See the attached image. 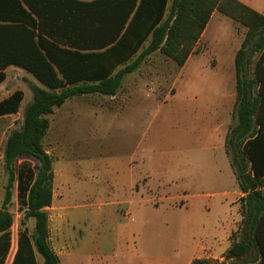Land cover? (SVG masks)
I'll use <instances>...</instances> for the list:
<instances>
[{
    "label": "trees",
    "instance_id": "trees-1",
    "mask_svg": "<svg viewBox=\"0 0 264 264\" xmlns=\"http://www.w3.org/2000/svg\"><path fill=\"white\" fill-rule=\"evenodd\" d=\"M215 10L246 28L234 58L235 123L226 138L241 220L222 259L190 264H264V14L241 0H0V82L15 65L41 84L30 86L32 100L2 145L0 264L10 247L14 185L22 229L11 264H38L37 255L43 264H60L49 242L54 173L43 143L54 110L72 98L116 96L124 77L152 54L179 69ZM22 99L21 90L1 99L0 116L16 113ZM24 156L30 160L17 164Z\"/></svg>",
    "mask_w": 264,
    "mask_h": 264
},
{
    "label": "crops",
    "instance_id": "crops-1",
    "mask_svg": "<svg viewBox=\"0 0 264 264\" xmlns=\"http://www.w3.org/2000/svg\"><path fill=\"white\" fill-rule=\"evenodd\" d=\"M235 53L230 57L232 65L226 67L216 56L210 62H196L198 56L192 52L161 98L152 95L155 106L149 111L145 126L142 119L146 112L137 102L131 103L132 90L120 96L121 100L112 107L90 104L84 113L97 120L101 133L115 119L119 122L116 142L108 141L102 146L107 156L101 164L93 161V152L100 143L90 144L88 140L72 143V137L65 139L69 144L62 143L67 127L70 129L66 120L83 111H72L69 116L60 114L62 125L55 133L52 159L53 197L46 207L50 212L49 239L60 264H142L139 246L134 241L140 226L133 224V216L146 214L151 206L158 208L160 202L177 198L208 199L206 207L213 212L224 211L226 218L213 228L209 219L207 226H202L204 238L192 242L186 254L177 253L171 262L190 264L195 258L222 259L241 220L242 193L226 150L227 134L235 123L232 114L236 100ZM8 70L29 75L21 67L10 65L0 87L8 81ZM194 74L202 84L199 89L202 93L193 96L190 93ZM212 82L218 90L214 97L210 95ZM19 88L23 87L0 89L3 95L0 100L16 90H21L24 98L25 93ZM190 99L200 103L192 104ZM20 107L16 113L4 115L9 118L8 127L16 119L13 117L21 115L22 119L24 108ZM173 125L177 129L171 131ZM78 150L79 156L85 157V164L80 166L81 176L76 179ZM16 193L15 186V197ZM119 250H123L120 262Z\"/></svg>",
    "mask_w": 264,
    "mask_h": 264
},
{
    "label": "rangeland",
    "instance_id": "rangeland-1",
    "mask_svg": "<svg viewBox=\"0 0 264 264\" xmlns=\"http://www.w3.org/2000/svg\"><path fill=\"white\" fill-rule=\"evenodd\" d=\"M242 1L257 11L264 13V0ZM245 32L246 28L244 26L235 22L223 13L215 10L206 26L204 36L199 42H197L193 50V54H195L196 57L198 56L196 62H205V60L210 62L213 61L216 56L222 60L226 67L229 66V64L232 65V59L230 57H233L234 52H236L240 47ZM177 70L178 69L172 61L164 59L158 53L152 54L146 59L139 69L133 73L127 74L124 77L121 90L113 98L108 96L88 95L67 100L63 107L56 108L54 113L50 116L51 127L44 139L45 149L51 152V157L53 159V149L56 142L55 133H57V128L62 125L59 119L60 114L65 113L69 116L70 112L80 110L83 111L81 114L71 115L66 120L70 129L67 127V134L63 136V142H61L69 144L67 141L72 137L74 141L72 143H75L76 140H80V142L88 140L87 143L90 144L94 141L100 143L97 150L93 152V161L101 164L107 156V151L104 153L102 146L108 141H113V143L116 142L118 137L117 126L119 122L118 119H115L106 128L105 132L101 133V129L100 131L98 129L97 120L88 118L85 115L84 111L86 108L90 104H102L105 107H112L113 105L118 104L121 100L120 96H123L124 93L132 90L130 92L131 103L137 102V104L140 105L146 112L142 119L143 126H145L149 121V111H151L155 106L152 101V95H155L158 99H160L163 93L171 87V82L174 79ZM10 73L11 71L8 70L6 79L8 81H5L0 89L12 90L16 86L23 87L19 88L25 93L20 107L23 109L25 105L32 100L30 86L35 82L39 84V82L29 73V75H25L24 73L23 75L11 73V76ZM25 76H28L27 80L22 78ZM192 79L194 81L192 84L193 91L190 94L197 95L202 93L199 90L202 84L198 83V77L196 78V75L194 74ZM209 86L213 90V92L210 91V95L213 97L216 96V84L212 82ZM206 90H208V88H206ZM1 97H3L2 94L0 95V98ZM190 102H192V104H197L198 102L200 103L199 100L194 99H190ZM13 118L16 119L13 121L12 126L8 127L7 120L9 118H7V116L0 117V204L4 197L5 185L7 183V174L4 171L2 161V145L6 135L12 129L18 128L21 123V115ZM174 127L175 125L170 127L171 131L177 129ZM80 151L81 150H78L75 153L78 161L80 162L75 164L77 167H74L75 171H78V173L76 172L75 174L76 179L81 176V173L79 172L80 166H84L85 164V157L79 156ZM68 153H70V151H68ZM81 154L83 153L81 152ZM29 160L30 159L28 157L24 156L18 160L17 164ZM181 200H183V204L180 203ZM207 201L208 199L200 201L198 199L177 198L167 202H160L158 208L151 206L146 214L134 215L133 217L135 223L133 224L140 226L138 228V235L134 237V241L139 246V251L142 256V264H178L171 262V260L177 257V253L183 252L186 254V250L187 248H190L192 242H198L204 238L205 230L202 229V226L206 227L209 219L211 220L210 225L212 228L221 225V221H224L226 218V213H224V211L213 212L212 210H209L206 207ZM9 210L13 213L14 222L10 229V247L4 264L11 263L17 244L18 232L22 229L20 226L22 212L18 210L15 197V185L12 188V202L9 205ZM228 214L229 212H227V215ZM26 226L29 232H32L34 220L28 219ZM194 227L195 229L192 230ZM49 242L51 245L50 239ZM122 254L123 250H119V255H117V260L119 262ZM37 258L39 260L38 264H43V260L39 255H37ZM150 258H154L156 260L152 262ZM121 261H124V259H121ZM179 264H181V262H179Z\"/></svg>",
    "mask_w": 264,
    "mask_h": 264
}]
</instances>
